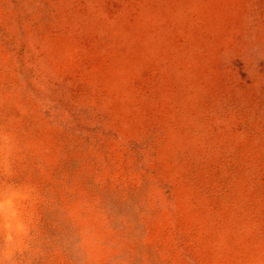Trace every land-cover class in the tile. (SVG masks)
<instances>
[{
    "label": "rangeland",
    "instance_id": "rangeland-1",
    "mask_svg": "<svg viewBox=\"0 0 264 264\" xmlns=\"http://www.w3.org/2000/svg\"><path fill=\"white\" fill-rule=\"evenodd\" d=\"M0 264H264V0H0Z\"/></svg>",
    "mask_w": 264,
    "mask_h": 264
}]
</instances>
